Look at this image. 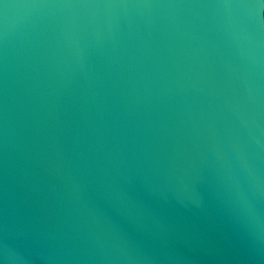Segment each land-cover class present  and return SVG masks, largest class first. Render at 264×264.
I'll list each match as a JSON object with an SVG mask.
<instances>
[{
	"label": "water",
	"instance_id": "obj_1",
	"mask_svg": "<svg viewBox=\"0 0 264 264\" xmlns=\"http://www.w3.org/2000/svg\"><path fill=\"white\" fill-rule=\"evenodd\" d=\"M0 264H264V0H0Z\"/></svg>",
	"mask_w": 264,
	"mask_h": 264
}]
</instances>
